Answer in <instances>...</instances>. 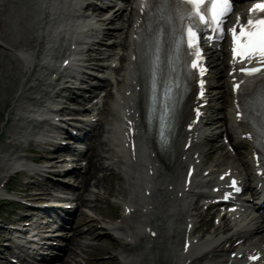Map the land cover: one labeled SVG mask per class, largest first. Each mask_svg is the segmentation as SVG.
Returning <instances> with one entry per match:
<instances>
[{
  "label": "bare ground",
  "instance_id": "1",
  "mask_svg": "<svg viewBox=\"0 0 264 264\" xmlns=\"http://www.w3.org/2000/svg\"><path fill=\"white\" fill-rule=\"evenodd\" d=\"M31 1H37V3L32 6V9H30V13H27L28 10H25L29 7ZM55 1L58 3L55 4ZM63 1L62 11L58 15V22L55 26V29L53 31L52 37L54 39H57L60 33H63L64 36L67 38V29L69 25V21L72 20L74 17H82L83 21L86 23V25L89 27V25H92L91 27H96L97 25L100 26V23L97 21L99 20L106 26L108 25H114V23H117L121 33L112 32L111 29H107L104 34L103 38L100 41L101 43L104 42L105 39H110L113 35H116L113 39V42L109 45L103 46V45H96L92 46L91 55H94L96 59L97 64V83L100 85L99 92L104 98L105 101L115 102L116 104L114 113L117 115V111L120 115V118L123 122L126 121H132L134 119V114H137L140 110L138 97L139 92H137L135 89L138 85V75L136 72L140 71V67L135 61H130L132 59L131 52L134 47V39L133 35L135 34L134 27L135 25H131L129 21H131V18L134 17V11L132 6L134 7L136 0H121L126 3L124 10H121L119 7L115 12H113L111 9L114 8L117 4L114 3L112 0H96L97 2H101L102 6H98L94 3L90 2V5L86 7L87 13L83 14L80 12L79 7H81L82 0H51L50 4L51 6L47 7L49 2L47 0H27V3L20 6V9H23V11L18 14L19 16V24L17 26V23L15 21H11L10 25H6V29L10 30L4 31L3 34V40H0V45L2 48L5 49V51L9 54V59H7V56L5 57V61L9 62L7 66H1V70L3 73H0V76H2V79L0 80V85L2 89H0V112H7V116L9 117L10 114H13V118L11 119L10 123H18L21 121L22 116H27L29 113H31L34 116V109L31 107V109L27 111L28 106L31 105V103H34L37 101L39 97H42L44 95H47L49 93V90L53 88L52 82H46L42 80L40 76H38L37 79L34 78L33 83L30 79H26L25 83L22 84V82L26 78L27 72L31 70V67L34 63V59L36 58V55H33L35 53V47L39 45L41 42L40 38L42 37L43 33L45 32L47 34V31L44 28L39 27L41 25V18L46 15V17H52L55 18V9H53V6L58 7L59 3ZM120 6V5H118ZM4 4L0 3L1 12H3ZM127 8H130L128 10ZM176 5L175 3H169L168 4V10L175 14L176 13ZM128 10V15L126 14ZM20 11V10H19ZM47 11L49 13H47ZM67 11V13H65ZM46 13V14H45ZM52 14V15H51ZM4 15V13H3ZM96 19V20H93ZM28 22L30 23L28 25ZM133 21H131L132 23ZM136 23V21L134 22ZM13 27H15L14 32L11 30ZM23 27L27 28L29 27V30L26 33V37L23 43L19 42V39L22 38L23 33ZM17 28V30H16ZM125 28V30H124ZM44 30V32H42ZM144 30V29H143ZM127 38L124 40L123 43L118 42L121 35H125L127 32ZM169 30L164 31L165 35L167 36V41L164 42L166 46L168 47L169 44H172L175 40V37L173 35H168ZM15 38L11 39L12 36ZM10 35V36H9ZM47 37V36H46ZM48 38V37H47ZM81 38L79 36L74 37V45L77 46L81 42ZM164 41V40H163ZM53 42V41H52ZM21 45V49L19 50V45ZM124 47V52L117 53L118 47ZM49 51L47 54L49 55L51 50H55V52H59L60 50L64 49L63 46L55 44V46L49 45ZM19 51L18 57L13 55L14 52ZM142 57L144 55L147 56V51L144 50ZM107 52H109L107 54ZM116 56L119 57V59H116ZM211 58V57H209ZM13 59H17L13 60ZM15 63L13 66L11 63ZM119 69L121 75L120 78L115 79L116 87L114 93H111L110 91V82L113 80L112 77V71L114 70L110 65L113 64ZM213 67L211 76L208 79H205V81L208 82V89L205 90V96L201 99L195 100L193 95L192 99L189 103V105H185L187 108H183L181 113V119H183L182 123L183 125H187L189 121L192 120V107H197L198 105L204 101H207V104L204 108H199L202 112L199 116L198 123L196 124L197 129H195L192 132L191 136V147L196 151H202L201 149H204L210 158H213L217 161L219 168L222 172V174H226L228 177L230 174H233L234 180L237 184L241 186L243 190H246L247 195L249 198H254L258 195L259 188L256 184L248 185L245 182V179L240 173L239 168L235 164V160L231 158H227L228 156L226 153L229 154V156L240 159L241 163L248 168L252 172L253 171L258 175L260 178L259 182L264 183V141L261 140L257 144V148L259 150L260 155L255 156L253 155L252 143H247L243 140L240 131L234 123L230 122L225 116L223 117L224 121L223 124L220 123V121L217 120V118H214L213 115L215 112H218L220 109L224 110V113L228 116H233L236 112L233 109L232 106V100L233 96L231 94V89L226 82V79L224 76V73H222V65H219L213 61L212 63ZM53 73H59V69L51 70ZM111 76V77H110ZM47 77V76H45ZM16 85V88L13 90L12 94L16 95V100L13 101V97L9 98V96L4 94V91L6 93L9 92L12 89V86ZM115 85V84H114ZM34 88L33 91H31ZM17 89H19L17 91ZM121 89V90H120ZM95 94H97L96 90L93 91ZM29 93L32 94L31 97H29ZM199 94V93H198ZM50 98V97H48ZM93 98H98V96H94ZM27 99H29V103H27ZM189 101V99H188ZM12 107L9 109L11 104ZM41 104H46L45 101L40 102ZM27 105V109H26ZM118 108V109H117ZM262 108L260 105L258 109ZM46 109V107H44ZM23 111H25V115H23ZM28 113V114H27ZM91 113V111H89ZM93 114V111H92ZM95 114V111H94ZM97 114V113H96ZM11 116V117H12ZM100 122L103 124H107L108 120L106 119V115L103 113L101 116L99 114L96 115ZM259 118L264 119L263 116H260ZM116 119V118H115ZM124 119V120H123ZM89 122V127H92V122L90 120H87ZM140 122V121H139ZM34 123V121H33ZM127 123V122H125ZM118 122L112 121L111 127L109 128V134L110 137L107 138V140L103 143L105 146H113L118 144H125L126 141L123 138L117 137V131L119 129ZM76 130L78 131L80 129L79 123L76 125ZM106 128V127H104ZM100 135L94 133L93 130H89V134L87 136L88 141L87 145L90 148L99 147L102 143ZM186 137V135H184ZM63 140V139H61ZM180 141L179 139H177ZM145 136L140 137V144L139 149L137 151L138 153V161L139 163L130 166L125 161H123V165L125 168V175L126 177H135V186L128 188L127 186H119L116 190L117 193L127 194V201L131 204H135L137 201V196L141 194V190H139L141 187H144L149 185L150 183H153V181L156 182L155 185H152L154 191H157L158 196L153 199V197H150V202L153 201L155 203V206L153 207V211L151 213V217L149 220L151 221L153 216L158 211H163L167 214L168 221L167 223H164V221L154 220L155 226L160 228V235L157 240L155 238L153 241L156 242H162V240H165V237H171L172 235L175 236V238L172 239L174 244H177L179 240L183 239V237L189 233H196V232H204V227L202 225V220L199 219L201 217L200 213H198V205L196 203H192V198L196 195V193L191 190L189 193H185V204L176 210L174 214L169 216V211L172 207H176L178 201L177 198H170L172 193L167 192L166 194L162 191V184L159 183V180H154V174L151 175L147 180L143 179L142 174V168L148 163L150 160V157L147 155L148 152H151L152 156L157 159L158 161H161V153L163 150V147L165 145V135L161 132L158 133V142L156 144L152 143L149 144L147 147H145ZM31 146H26L25 149L28 150ZM5 148V147H4ZM173 151L171 155H167L165 160L169 159L167 161L168 164L172 165L168 168L169 171H171V174L169 172L165 173V176L163 177V181L166 179L171 180L174 184V187L176 188V195L180 192L179 184H180V175L178 171V167L180 166H187L191 159L186 158L185 161H183V157L180 156L182 151L176 150V147L173 146ZM68 146H56L55 150L60 153L64 151H68ZM57 153H52L51 155H48L47 158L51 160H57L50 168L52 167H61V168H72V170H75L77 172L82 171H88L87 165L79 162L76 157V152H74V159L70 161H65L60 156L56 157ZM96 152L94 150L91 151L90 158H89V172L94 169V159L96 156ZM192 155V154H189ZM114 156L111 153L110 160H113ZM203 158V156L197 157L196 159H193L195 161H200ZM10 160H13V158H10ZM3 161V157H1L0 160V171L5 170V166L1 164ZM97 161V160H96ZM156 162V160H154ZM193 162V163H194ZM26 163L22 158H16L14 162L9 164V167L7 169V174L5 176V180L3 181V185L0 192V202L5 207L10 206L12 202L15 204H18L22 207L21 212L16 214V218L14 219V225L12 226V230L8 232L6 236H3V233L5 231L4 224L0 223V259H15L17 258L21 253L24 251V246L26 242H28L31 239L30 231L32 230V223L27 219V216H31L35 218L41 226L46 230L52 229V223L53 221L47 216L43 206L38 203L34 195L32 194V189H36L39 191V196L41 200H44L46 197H50L52 195V190H54L51 186V182L48 181L52 175V170L49 169L46 165L44 167L39 166H33L30 169L26 170L24 168V165ZM88 164V163H87ZM27 165V164H26ZM115 165H112V169L114 170ZM155 167V166H154ZM240 168H243L242 165L239 166ZM197 169H200V166L197 165ZM208 168H203L204 172ZM105 170L104 166L100 164V166L97 168V171ZM245 171V169L243 168ZM67 171V170H65ZM186 171V170H185ZM185 171L182 172L181 178L184 180L185 177ZM97 173V172H96ZM217 174H221L217 172ZM239 174V175H238ZM243 179L240 178V177ZM59 183H56L55 185V200L57 201L60 208H65L66 206V200L64 199L63 195V189L59 186L62 180H59ZM104 182L105 178L98 179L96 181V184H99L100 182ZM206 181H209V178L207 177H196L194 179L193 184L196 185L200 183L202 186ZM78 182V181H76ZM10 183L14 185V187H17L18 190L15 194L10 195L6 192V190L10 187ZM159 185V187H157ZM44 187L48 188L45 189ZM150 187V188H151ZM149 188V189H150ZM148 189V190H149ZM110 192V191H109ZM145 193V190H143V194ZM141 196V195H140ZM240 195H237L234 191H225L221 197H219L218 202L221 204L227 203L231 199L238 198ZM166 198L167 202L160 203L161 201ZM81 200V198H79ZM103 200L100 196H96L94 202H99ZM139 203L142 204V200L138 199ZM31 203V205H29ZM92 201L88 202V205L91 204ZM168 204H170V210L168 211ZM44 205V204H43ZM200 206V204H199ZM257 206V205H256ZM248 210L249 214L247 215V219H249L250 225H248L244 219V215L246 213V208L240 212V218L241 220H244L242 222L241 226V238L243 239V243L247 242L250 234L252 232L250 226L255 225L253 229V233L259 237L260 242H264V228L260 225H257L260 220H263L264 222V213L260 216L256 215L257 210L254 209ZM115 214L110 221L106 222L104 224V230H108L109 235H112L115 237L117 235V238H122L121 240H129L132 237V234L129 230V221L127 217L124 214V210L121 208L114 207L113 208ZM179 218H186L188 221L192 224L191 228L186 231V229H182L179 225H173L171 222L173 220H177ZM23 219H26V223L22 224ZM79 225H77V221L72 223L71 225V237L66 241V244L61 250H59V254H62L63 252H67L68 248L70 247L71 241L74 242V250L71 252L72 257L77 256V252L81 251L85 253L88 250V247H90V243H87L83 241L86 238H89L92 241H100L102 243V247L99 250L100 255H107L111 251V247H116L117 244L113 245V239L109 237L108 235H101L102 233L99 231L101 226L97 225L98 219L89 218L86 215H83L82 218L79 220ZM161 222V225L160 223ZM121 223V225H119ZM59 226V223H57L56 228ZM231 224H225L223 226L224 229V237H229L232 233V228H230ZM19 227H22L19 230ZM75 227H77V231H75ZM85 227V230L83 229ZM213 227V226H212ZM119 229V231H117ZM214 232H218L220 229L214 227ZM175 230V231H174ZM174 233V234H173ZM22 235V237L19 239V243L14 245V240L19 236ZM73 235H75V239L73 240ZM218 235V234H216ZM209 237H212V234H205L202 236H198L195 238V240L192 242L191 249L198 247V245L202 242V240L207 239ZM214 238V237H212ZM3 239V241H1ZM239 239V240H240ZM55 241V240H53ZM214 240H211L210 242H206L205 246H208L211 244ZM199 242V243H198ZM53 243V242H52ZM225 243H228V241H225ZM207 248V252H208ZM55 249H58V246L55 247ZM130 249V245L128 243H125L123 245V251L127 252ZM192 250H187L186 252H182V249L178 250L176 249V246L170 250L168 253V258L163 260V263H166L167 260L171 264L172 260L176 259L175 264H183L182 262L185 260L186 257H181L185 253L188 254ZM159 252L162 254V249H159ZM238 254V253H236ZM241 256V254H239ZM187 256H193L192 254H188ZM208 257V253H207ZM197 260L195 262H192L191 264H198L199 257H196ZM57 262V259H51L49 260L50 263ZM109 261V263H107ZM55 264H61L60 262H57ZM75 264H78L77 262ZM93 264H121L118 260V256L115 253H112V256L109 257L107 260L102 262H95ZM136 264V263H134Z\"/></svg>",
  "mask_w": 264,
  "mask_h": 264
},
{
  "label": "snow or ice",
  "instance_id": "2",
  "mask_svg": "<svg viewBox=\"0 0 264 264\" xmlns=\"http://www.w3.org/2000/svg\"><path fill=\"white\" fill-rule=\"evenodd\" d=\"M151 2L152 0H146V4ZM164 2L184 5L187 12L193 14L194 20V23L190 22V26L186 28V41L181 39L176 42L172 64L174 65L178 59H182L183 55H190L191 58L185 61V64L190 65L191 69L197 70L202 76L205 69L202 67L198 32H206L211 28L215 35L209 34L207 38L222 40L223 24L225 17L230 13L231 0H164ZM251 12L252 15L245 19L244 24L236 26L240 28L239 33L235 27L229 30L232 38V60L236 65V73L239 74V82L234 83V89L239 91L242 98H247L244 100V103H247L252 94L256 92L258 85L259 102L264 107V17L255 15L258 12L264 13V4H256ZM176 19L178 21L181 19L180 14ZM199 25H205V27H199ZM184 33L185 28L182 26L181 37L184 36ZM186 49H190L191 53H187ZM160 63L159 52H156L153 61L154 75L160 70ZM256 73L259 75L256 76ZM191 75L196 76L197 73L193 71ZM203 84L204 81L200 80L201 96L203 95ZM197 115H199L198 111ZM232 186L236 191H239L235 181H232Z\"/></svg>",
  "mask_w": 264,
  "mask_h": 264
},
{
  "label": "rangeland",
  "instance_id": "3",
  "mask_svg": "<svg viewBox=\"0 0 264 264\" xmlns=\"http://www.w3.org/2000/svg\"><path fill=\"white\" fill-rule=\"evenodd\" d=\"M7 58L9 59V55H8V54H7ZM0 65L6 66V65H5V59L2 58V57L0 58ZM1 79H2V76H0V80H1ZM15 88H16V85H13V86H12V89H11L9 92L6 91V93H5V91H4V94L7 95V96H9V98H10V97H11V98L13 97V101L16 100V98H17L16 95H13V94H12V92H13V90H14ZM0 89H2L1 85H0ZM9 103L11 104V102H9ZM11 107H12V104H11L9 107L7 106V108H9V109H10ZM1 112H2V111H1ZM1 112H0V129H1V128L4 129V128L6 127V124H7V122H6V124H5V120L7 119L8 116H7V112H3V113H1ZM8 119H9V118H8ZM8 123H10V120H8Z\"/></svg>",
  "mask_w": 264,
  "mask_h": 264
}]
</instances>
